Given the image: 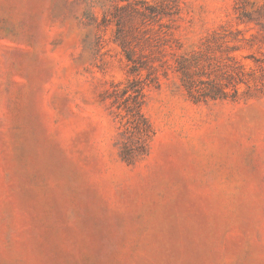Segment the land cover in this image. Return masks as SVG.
<instances>
[{
    "label": "rangeland",
    "instance_id": "obj_1",
    "mask_svg": "<svg viewBox=\"0 0 264 264\" xmlns=\"http://www.w3.org/2000/svg\"><path fill=\"white\" fill-rule=\"evenodd\" d=\"M254 60L264 0H0V264H264V77L203 97Z\"/></svg>",
    "mask_w": 264,
    "mask_h": 264
},
{
    "label": "trees",
    "instance_id": "obj_2",
    "mask_svg": "<svg viewBox=\"0 0 264 264\" xmlns=\"http://www.w3.org/2000/svg\"><path fill=\"white\" fill-rule=\"evenodd\" d=\"M167 7V6H165ZM123 10L127 11L130 9L137 14L149 17L150 15L157 13V15L162 14L163 12H156L154 10H150L151 14L139 12L138 10H134L130 7V5H126L122 7ZM241 31H237L240 33ZM127 61H132L129 56H127ZM255 69H250V71H245L242 65L238 66L236 69H232L231 72L226 73V82L228 84H221L216 82H210L203 92V97L205 99L210 100H220L225 99L228 97V91L232 92L233 96H237L239 93V86L244 85L248 90L253 87L257 86V83L262 84L263 77H264V63L263 62H256ZM254 70L260 72V76H257L254 73ZM138 72L135 66L130 67L129 75H134ZM185 76L187 72H185ZM188 81V78H187ZM186 81L188 86L187 89L190 88L189 82ZM144 88L145 84L142 85L141 81L136 78H129L125 80L124 83L115 84L112 86L111 92H109L108 97L111 99V103L116 105L118 109L124 112V118H126V122L124 125V133L126 134V140L129 142H136L138 145L145 144L146 140L150 138V134L152 130L146 118L143 116L141 112V107L143 103V96H144ZM194 97V96H193ZM196 98V96H195ZM199 100H194V102H198ZM120 115V114H119ZM118 115V116H119ZM128 155V154H126ZM126 159V156L122 157Z\"/></svg>",
    "mask_w": 264,
    "mask_h": 264
}]
</instances>
